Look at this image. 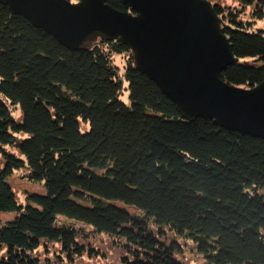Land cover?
<instances>
[{
	"label": "trees",
	"instance_id": "16d2710c",
	"mask_svg": "<svg viewBox=\"0 0 264 264\" xmlns=\"http://www.w3.org/2000/svg\"><path fill=\"white\" fill-rule=\"evenodd\" d=\"M209 1L234 56L221 79L255 86L264 0ZM0 150V212L14 213L0 264H193L184 245L205 264H264V138L184 118L118 38L69 49L0 2ZM20 169L44 190L23 203L8 181Z\"/></svg>",
	"mask_w": 264,
	"mask_h": 264
},
{
	"label": "water",
	"instance_id": "95a60500",
	"mask_svg": "<svg viewBox=\"0 0 264 264\" xmlns=\"http://www.w3.org/2000/svg\"><path fill=\"white\" fill-rule=\"evenodd\" d=\"M0 2L69 49L118 38L184 118L264 138V77L249 88L221 79L234 56L209 0H122L134 13L106 0Z\"/></svg>",
	"mask_w": 264,
	"mask_h": 264
},
{
	"label": "rangeland",
	"instance_id": "374dc122",
	"mask_svg": "<svg viewBox=\"0 0 264 264\" xmlns=\"http://www.w3.org/2000/svg\"><path fill=\"white\" fill-rule=\"evenodd\" d=\"M71 1H75V0H71ZM227 2H230L229 4L233 3L231 2V0H226ZM254 27H263L264 28V18H256L254 21ZM113 62L115 65L118 66V71L120 73L123 72V60L120 57V54H115L113 57ZM124 84L126 85V82H124ZM120 98L126 102L129 103V96H128V90L127 89H123L122 93L119 95ZM12 114L13 117L17 120V121H21L22 119V111L21 108L19 107V105H17L13 110H12ZM81 127H86V125H81ZM23 136H25V134H23ZM5 149L8 152L11 153H17V149L15 147H11L9 145L5 146ZM18 154V153H17ZM22 156V155H21ZM3 160H4V154L2 153V151L0 150V168L3 166ZM26 174V171L24 169H20V170H15L14 173L8 178V181L13 189V191L15 192L16 195V199L19 202H24L26 199V195L30 192L33 191H38V192H43V188L40 187V183L38 181H32L30 180ZM14 216L13 212H0V222H4L7 219H10ZM190 245V243H189ZM184 251H183V257L182 258H187L191 261H193V264H205L204 261L196 254V252L193 250L192 247L186 246L184 245ZM60 254V252L58 253ZM50 257H51V261H55V254H53V252H50ZM114 261L113 259H108L106 260L105 257H101L99 259H92L90 257H88L87 255H83L80 258H76L74 261H68V259L66 257L63 258V261L60 264H112L111 262ZM49 262L48 260H45V263ZM56 263V262H55ZM59 263V262H57ZM114 264H117V262H115Z\"/></svg>",
	"mask_w": 264,
	"mask_h": 264
}]
</instances>
